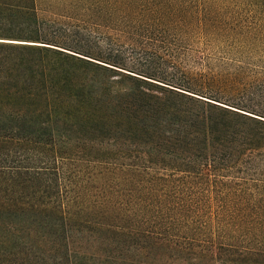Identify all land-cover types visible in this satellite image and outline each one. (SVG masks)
I'll use <instances>...</instances> for the list:
<instances>
[{
	"label": "trees",
	"instance_id": "obj_1",
	"mask_svg": "<svg viewBox=\"0 0 264 264\" xmlns=\"http://www.w3.org/2000/svg\"><path fill=\"white\" fill-rule=\"evenodd\" d=\"M243 1L246 34L200 25L256 40ZM39 6L0 0V264H264V111L62 43Z\"/></svg>",
	"mask_w": 264,
	"mask_h": 264
},
{
	"label": "rangeland",
	"instance_id": "obj_2",
	"mask_svg": "<svg viewBox=\"0 0 264 264\" xmlns=\"http://www.w3.org/2000/svg\"><path fill=\"white\" fill-rule=\"evenodd\" d=\"M39 1L40 14L67 30L58 38L62 43L96 53L95 43L103 39L102 50L118 51L136 72L264 111V32L256 40L228 38L199 23L208 7L220 6V16L246 34L259 17L243 0H146L167 8L127 14L107 0Z\"/></svg>",
	"mask_w": 264,
	"mask_h": 264
}]
</instances>
